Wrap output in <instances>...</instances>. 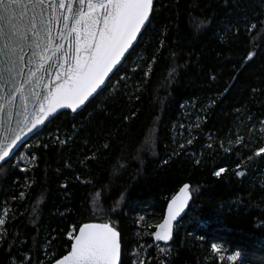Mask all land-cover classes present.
<instances>
[{
	"label": "trees",
	"instance_id": "trees-1",
	"mask_svg": "<svg viewBox=\"0 0 264 264\" xmlns=\"http://www.w3.org/2000/svg\"><path fill=\"white\" fill-rule=\"evenodd\" d=\"M262 24L264 0H156L104 94L0 168V264H53L95 222L120 232L123 264H264ZM185 184L164 245L153 234Z\"/></svg>",
	"mask_w": 264,
	"mask_h": 264
},
{
	"label": "snow or ice",
	"instance_id": "snow-or-ice-1",
	"mask_svg": "<svg viewBox=\"0 0 264 264\" xmlns=\"http://www.w3.org/2000/svg\"><path fill=\"white\" fill-rule=\"evenodd\" d=\"M153 12L154 0H0V22L5 25L0 27V39L5 42L0 48V161H5L22 136L34 129L39 135L37 126L57 109L82 111L103 95L111 86L101 87L105 77L122 63L141 29L151 24ZM253 55L249 52L246 62ZM40 72L45 75L38 76ZM261 154L264 147L255 153L264 160ZM225 171L220 168L214 175ZM235 174L244 175L242 171ZM188 188L185 184L180 189L184 200L179 205L173 207L175 198L168 205V215L153 234L156 241L169 239L171 222L189 198ZM4 223L0 220V225ZM68 239L70 252L54 264H123L121 234L108 223H85ZM212 250L218 251L217 245Z\"/></svg>",
	"mask_w": 264,
	"mask_h": 264
},
{
	"label": "water",
	"instance_id": "water-1",
	"mask_svg": "<svg viewBox=\"0 0 264 264\" xmlns=\"http://www.w3.org/2000/svg\"><path fill=\"white\" fill-rule=\"evenodd\" d=\"M155 1L154 0V4H155ZM151 16H152V13H150V19H151ZM0 27H5V25L0 22ZM145 31L144 28L141 29V33L143 34V32ZM53 34H56L55 32V29H54V32ZM142 34H138V37H137V40L133 42V45L135 47V45L138 43L140 37ZM31 38V37H30ZM4 40L3 39H0V48H3L4 47ZM133 47V48H134ZM133 48H130L129 49V52L125 53V57L127 58V56L129 55V53L132 51ZM125 57H122L121 60H122V63L117 65L115 68H113V70L108 74V76L105 77V85H102L101 87L102 88H105V86L107 85L108 81L111 79V77L116 73V71L121 67V65L123 64V62L125 61ZM55 59V58H53ZM3 60V57H0V62H2ZM47 61L45 62V65H47ZM38 76H42V75H45L43 72H40V73H37ZM54 79V77H53ZM45 83H47V81L45 80ZM98 92L100 91L99 89L97 90ZM93 96H96V93H93ZM90 100L92 99V97L89 98ZM0 103H2V101H0ZM86 104H88V102L86 101L85 102ZM81 109H84V106L82 105L81 106ZM65 112H69V113H72V114H77L79 112H81L80 109L77 110V112H72L71 109H57L55 113H52L49 117H47L44 121L43 124L41 125H38L37 127L40 129V133L44 130V128L53 120L55 119L58 115L62 114V113H65ZM54 117V118H53ZM35 132L36 130L34 129L33 130V133H28L27 135L25 136H22L21 140L17 141L15 145L12 146V148L9 150V154L8 156L5 157V161L7 162L8 160H10L13 155L21 148V146L25 143H27L29 140H31L33 137H35ZM5 161H0V165H3L5 164L6 162ZM1 168V167H0ZM187 194H188V199L185 201L184 205H183V211L180 212V214L171 222V225H170V237L167 241H160L162 244L164 245H168L171 243L172 239H173V236H174V231H175V227L177 224L180 223V221L186 216L187 212H188V209L191 205V196L189 194V191L186 190ZM176 199V204L173 205V207L175 208L177 205L180 204L181 201L184 200V194H180L178 197L175 198ZM173 201V200H172ZM172 201L170 203H172ZM169 203V204H170ZM168 204V205H169ZM168 205L165 209V213H164V217L163 219L168 215ZM163 219L162 221L160 222V224L163 222ZM95 223H101V222H95ZM110 226H112L110 223H108ZM83 226V225H82ZM157 228H156V232H157ZM78 234V232H77ZM71 250V249H70ZM70 252V251H69ZM68 254V253H67ZM66 254V255H67ZM54 264V263H53Z\"/></svg>",
	"mask_w": 264,
	"mask_h": 264
}]
</instances>
